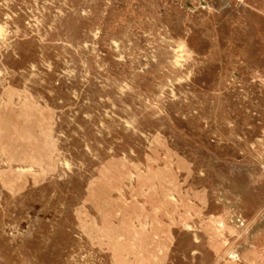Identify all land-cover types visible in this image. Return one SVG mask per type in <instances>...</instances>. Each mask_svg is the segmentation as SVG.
<instances>
[{"label": "rangeland", "instance_id": "rangeland-1", "mask_svg": "<svg viewBox=\"0 0 264 264\" xmlns=\"http://www.w3.org/2000/svg\"><path fill=\"white\" fill-rule=\"evenodd\" d=\"M240 1L0 0V264H264Z\"/></svg>", "mask_w": 264, "mask_h": 264}, {"label": "crops", "instance_id": "crops-1", "mask_svg": "<svg viewBox=\"0 0 264 264\" xmlns=\"http://www.w3.org/2000/svg\"><path fill=\"white\" fill-rule=\"evenodd\" d=\"M240 2H247V0H241ZM245 10H253L259 17L264 19V0H253V4L250 6L245 5ZM256 81L260 82V86H263L264 76L261 71L256 73Z\"/></svg>", "mask_w": 264, "mask_h": 264}, {"label": "bare ground", "instance_id": "bare-ground-1", "mask_svg": "<svg viewBox=\"0 0 264 264\" xmlns=\"http://www.w3.org/2000/svg\"><path fill=\"white\" fill-rule=\"evenodd\" d=\"M263 225H264V219H263L262 223L257 224L255 229H260Z\"/></svg>", "mask_w": 264, "mask_h": 264}]
</instances>
